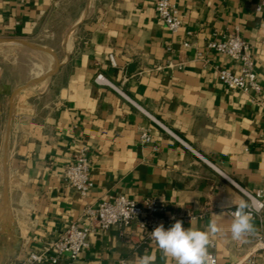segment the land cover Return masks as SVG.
<instances>
[{
	"label": "crops",
	"instance_id": "crops-1",
	"mask_svg": "<svg viewBox=\"0 0 264 264\" xmlns=\"http://www.w3.org/2000/svg\"><path fill=\"white\" fill-rule=\"evenodd\" d=\"M172 2L182 17L176 33L155 0H85L61 40L58 71L32 85L8 78L0 61V264H21L72 221L85 225L86 205L119 194L165 203V228L218 223L224 232L210 236L217 264L250 255L264 264V204L253 231L234 241L227 229L235 208L226 200L250 204L246 193L264 187V114L219 78L223 68L240 73V63L208 47L238 30L263 75L264 0ZM64 11L63 0H0V39H33ZM81 148L92 166L85 198L65 180ZM141 241L137 225L126 236L117 225L96 228L75 264H137L145 254L176 264Z\"/></svg>",
	"mask_w": 264,
	"mask_h": 264
},
{
	"label": "built area",
	"instance_id": "built-area-1",
	"mask_svg": "<svg viewBox=\"0 0 264 264\" xmlns=\"http://www.w3.org/2000/svg\"><path fill=\"white\" fill-rule=\"evenodd\" d=\"M155 5L158 15L167 28L176 33L182 25V17L177 6L172 0H155ZM257 10L264 12V4L258 5ZM208 47L228 55L240 63V73L223 68L219 70V78L230 89H239L249 94L254 102L261 107L264 114V74H259L255 59L249 53V42L236 30L224 39L210 41ZM110 61L112 65H117L113 54L110 55ZM156 122L168 130L159 121L156 120ZM175 137L183 142L179 137ZM140 138L143 142L150 141L149 130H143ZM91 168V160L86 148L79 149L75 153L74 160L65 168L67 184L76 190L82 198L87 197L93 186ZM246 195L250 199L249 211L253 217L263 207L264 187L256 196L250 193H246ZM259 198L262 200H258ZM166 210L165 203L154 197L137 201L124 194L109 196L97 204L85 206L83 210V217L87 221L85 225L81 226L79 222L72 221L58 238L47 241L38 251H31L21 264H75L88 246L89 234L96 228L107 230L117 225L126 236L127 229L137 225L142 231L141 242L154 244L156 242L152 239L151 232L161 223L166 227L171 220V217L166 215ZM233 212L231 211V214ZM215 244V241L210 239L205 264L218 263L214 250ZM121 262L122 264H131L127 259H122ZM236 264H257V260L255 255H250Z\"/></svg>",
	"mask_w": 264,
	"mask_h": 264
},
{
	"label": "clouds",
	"instance_id": "clouds-1",
	"mask_svg": "<svg viewBox=\"0 0 264 264\" xmlns=\"http://www.w3.org/2000/svg\"><path fill=\"white\" fill-rule=\"evenodd\" d=\"M230 206L235 208L232 222L227 229L231 239L239 241L253 231L252 216L248 200L241 198L238 203L226 197ZM175 219V218H173ZM224 229L215 221H210L208 230L185 229L181 220H175L170 227L161 223L151 232L152 239L166 255L175 259L176 264H205L210 236L223 233ZM137 264H153V257L145 254L138 258Z\"/></svg>",
	"mask_w": 264,
	"mask_h": 264
},
{
	"label": "rangeland",
	"instance_id": "rangeland-1",
	"mask_svg": "<svg viewBox=\"0 0 264 264\" xmlns=\"http://www.w3.org/2000/svg\"><path fill=\"white\" fill-rule=\"evenodd\" d=\"M84 5L85 0H63L65 11L62 14L54 15L48 21L50 31L42 32L33 39L0 41V61L6 65L8 78L14 81H23L29 78L31 81L51 71L52 63H56V60H60V56H63L60 49L61 40ZM21 40L44 46L49 51L33 48L21 43L23 42Z\"/></svg>",
	"mask_w": 264,
	"mask_h": 264
},
{
	"label": "water",
	"instance_id": "water-1",
	"mask_svg": "<svg viewBox=\"0 0 264 264\" xmlns=\"http://www.w3.org/2000/svg\"><path fill=\"white\" fill-rule=\"evenodd\" d=\"M0 41H6V40H4V39H0ZM10 41H12V42H18V41H16V40H10ZM21 41H23V40H21ZM21 43L26 44V45H29V46H31V47H33V48H36V49H39V50L49 51L46 47L41 46V45H37V44L30 43V42H27V41H23V42H21ZM53 55H54V54H53ZM60 66H61V61H59V60L57 59V60H56L55 67H54L51 71H49L47 74H45V75H43V76H38V77L32 79L31 81H29V83L27 84V86L32 85V84H34V83H36V82H38V81H41V80H43V79H46V78H48V77L54 75V74L58 71V69H59ZM4 196H6V189H4ZM2 207L5 208V203L2 205Z\"/></svg>",
	"mask_w": 264,
	"mask_h": 264
}]
</instances>
